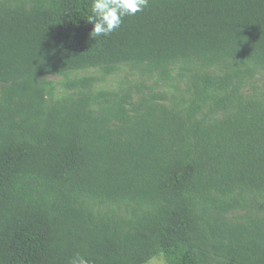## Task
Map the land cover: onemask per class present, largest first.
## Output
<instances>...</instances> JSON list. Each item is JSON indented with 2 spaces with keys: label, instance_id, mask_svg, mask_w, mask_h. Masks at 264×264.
I'll return each mask as SVG.
<instances>
[{
  "label": "trees",
  "instance_id": "obj_1",
  "mask_svg": "<svg viewBox=\"0 0 264 264\" xmlns=\"http://www.w3.org/2000/svg\"><path fill=\"white\" fill-rule=\"evenodd\" d=\"M13 1H0V264H264V87L243 91L264 72V0H150L96 38L87 0ZM173 63L199 67L162 101L90 93L92 76L52 100L42 82Z\"/></svg>",
  "mask_w": 264,
  "mask_h": 264
},
{
  "label": "rangeland",
  "instance_id": "obj_2",
  "mask_svg": "<svg viewBox=\"0 0 264 264\" xmlns=\"http://www.w3.org/2000/svg\"><path fill=\"white\" fill-rule=\"evenodd\" d=\"M21 1L15 0L10 3V6H16ZM25 1L29 5V1ZM198 67L199 65L197 63H173L167 68V74L162 76L157 71L146 74L141 69V66L135 67L131 64H118L116 70L106 76H103L101 71L96 68H89L72 71L66 77L46 75L42 78V82L46 83L50 81L54 84L55 89L52 95L49 96L52 100H61L72 94V92L75 93L74 89L67 88L69 79L92 76L94 79L91 81L90 93H107L111 99L128 94L132 100H137L140 97L148 98L151 94H155L157 100L162 101L163 99H160V95L162 94L170 97L174 93L182 92L186 77H188L187 73ZM263 87L264 72H261L245 81L243 91L245 93L259 92ZM242 213V210H234L228 214V217L242 220L239 218ZM145 264H166V262L161 256H158L150 259Z\"/></svg>",
  "mask_w": 264,
  "mask_h": 264
},
{
  "label": "clouds",
  "instance_id": "obj_3",
  "mask_svg": "<svg viewBox=\"0 0 264 264\" xmlns=\"http://www.w3.org/2000/svg\"><path fill=\"white\" fill-rule=\"evenodd\" d=\"M150 0H87L85 19L92 25L91 37H107L117 30L126 16L142 12L149 6ZM69 264H89V261L77 253Z\"/></svg>",
  "mask_w": 264,
  "mask_h": 264
}]
</instances>
